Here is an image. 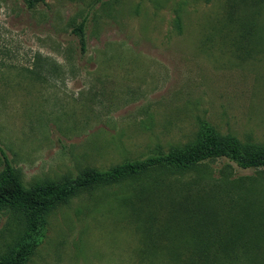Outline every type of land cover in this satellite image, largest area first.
<instances>
[{"label": "rangeland", "instance_id": "374dc122", "mask_svg": "<svg viewBox=\"0 0 264 264\" xmlns=\"http://www.w3.org/2000/svg\"><path fill=\"white\" fill-rule=\"evenodd\" d=\"M202 126L264 144V0H0V170L2 152L24 185L165 152ZM130 194L111 184L55 205L24 264H177L138 253Z\"/></svg>", "mask_w": 264, "mask_h": 264}, {"label": "trees", "instance_id": "16d2710c", "mask_svg": "<svg viewBox=\"0 0 264 264\" xmlns=\"http://www.w3.org/2000/svg\"><path fill=\"white\" fill-rule=\"evenodd\" d=\"M22 1L28 9L43 2ZM83 23L73 28L82 50ZM254 27L250 21L240 29L249 35ZM201 128L193 140L165 152L29 186L1 152L0 212L6 220L0 264L25 263L55 205L94 187L122 183L132 190L120 200L138 221L139 254L163 251L177 264H264V144ZM215 159L224 161L216 176L207 166ZM232 165L254 174L230 178Z\"/></svg>", "mask_w": 264, "mask_h": 264}]
</instances>
